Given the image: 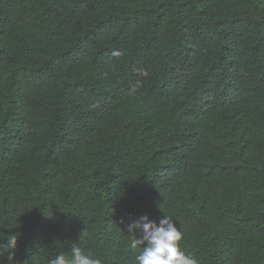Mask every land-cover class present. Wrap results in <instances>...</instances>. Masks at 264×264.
Here are the masks:
<instances>
[{
    "label": "trees",
    "instance_id": "1",
    "mask_svg": "<svg viewBox=\"0 0 264 264\" xmlns=\"http://www.w3.org/2000/svg\"><path fill=\"white\" fill-rule=\"evenodd\" d=\"M144 215L264 264V0H0V242L135 264Z\"/></svg>",
    "mask_w": 264,
    "mask_h": 264
},
{
    "label": "clouds",
    "instance_id": "2",
    "mask_svg": "<svg viewBox=\"0 0 264 264\" xmlns=\"http://www.w3.org/2000/svg\"><path fill=\"white\" fill-rule=\"evenodd\" d=\"M113 55H119L114 52ZM132 236L130 247L138 249L135 264H197L194 257L181 249L182 232L171 216L164 215L159 222L150 220L147 215L133 220L127 227ZM135 233V234H134ZM86 235L84 231L79 236ZM7 242H0V264H16L14 259L17 235H8ZM49 264H104L102 258L85 253L80 247L72 246L71 255L57 254Z\"/></svg>",
    "mask_w": 264,
    "mask_h": 264
}]
</instances>
